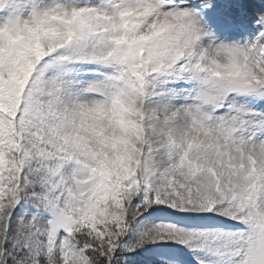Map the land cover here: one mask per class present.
<instances>
[{"label": "snow or ice", "instance_id": "snow-or-ice-1", "mask_svg": "<svg viewBox=\"0 0 264 264\" xmlns=\"http://www.w3.org/2000/svg\"><path fill=\"white\" fill-rule=\"evenodd\" d=\"M0 264H264V0H0Z\"/></svg>", "mask_w": 264, "mask_h": 264}]
</instances>
